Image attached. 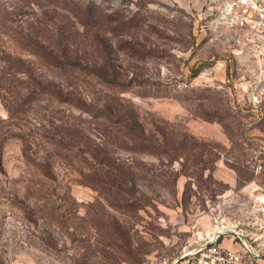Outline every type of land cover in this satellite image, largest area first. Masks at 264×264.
Listing matches in <instances>:
<instances>
[{
  "label": "rangeland",
  "instance_id": "rangeland-1",
  "mask_svg": "<svg viewBox=\"0 0 264 264\" xmlns=\"http://www.w3.org/2000/svg\"><path fill=\"white\" fill-rule=\"evenodd\" d=\"M219 5L0 0V264L256 250L264 62Z\"/></svg>",
  "mask_w": 264,
  "mask_h": 264
},
{
  "label": "built area",
  "instance_id": "built-area-1",
  "mask_svg": "<svg viewBox=\"0 0 264 264\" xmlns=\"http://www.w3.org/2000/svg\"><path fill=\"white\" fill-rule=\"evenodd\" d=\"M215 1L220 3L218 10L222 22L247 38L254 54L264 62V0ZM222 233V230H217L208 235L196 248L186 253L183 264H261L257 252L246 238L240 250L229 249L218 243Z\"/></svg>",
  "mask_w": 264,
  "mask_h": 264
},
{
  "label": "crops",
  "instance_id": "crops-1",
  "mask_svg": "<svg viewBox=\"0 0 264 264\" xmlns=\"http://www.w3.org/2000/svg\"><path fill=\"white\" fill-rule=\"evenodd\" d=\"M240 236V237H239ZM244 240V237L240 232L231 230L230 232L220 235L218 238V243L226 248L234 249V250H240L241 249V243ZM257 248L256 252L258 254V260L261 264H264V237H261L260 235H257V238H255Z\"/></svg>",
  "mask_w": 264,
  "mask_h": 264
},
{
  "label": "trees",
  "instance_id": "trees-1",
  "mask_svg": "<svg viewBox=\"0 0 264 264\" xmlns=\"http://www.w3.org/2000/svg\"><path fill=\"white\" fill-rule=\"evenodd\" d=\"M197 72H198V68L195 69V70H193L192 77L196 76ZM133 120L136 121L135 118H134ZM142 150H143V149H142Z\"/></svg>",
  "mask_w": 264,
  "mask_h": 264
},
{
  "label": "bare ground",
  "instance_id": "bare-ground-1",
  "mask_svg": "<svg viewBox=\"0 0 264 264\" xmlns=\"http://www.w3.org/2000/svg\"><path fill=\"white\" fill-rule=\"evenodd\" d=\"M218 230H220V229H218Z\"/></svg>",
  "mask_w": 264,
  "mask_h": 264
}]
</instances>
